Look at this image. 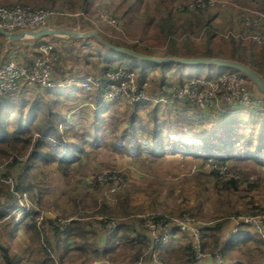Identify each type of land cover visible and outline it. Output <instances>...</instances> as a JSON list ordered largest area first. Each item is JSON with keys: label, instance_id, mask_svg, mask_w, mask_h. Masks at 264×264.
Returning <instances> with one entry per match:
<instances>
[{"label": "rangeland", "instance_id": "rangeland-1", "mask_svg": "<svg viewBox=\"0 0 264 264\" xmlns=\"http://www.w3.org/2000/svg\"><path fill=\"white\" fill-rule=\"evenodd\" d=\"M192 1L0 0V7L27 6L32 9L51 12L53 18H51L48 28L52 26L63 27V29L66 28L76 32L94 30L100 36L112 41V44H121L131 49L135 48L141 54H149L156 58L163 56L166 51L174 49L179 52L180 58H203L200 54L208 49L207 37L209 33H214L209 49L216 57L221 56L217 59L231 58L234 53H236L235 57L246 61L251 54H254L257 59L264 56V44H257L252 41L246 33L250 28H245L238 21L239 14L254 12L261 16L264 22V0H209L210 6L205 5L200 8L188 9ZM184 7L188 11L184 10ZM168 18L171 20L169 23V29L171 28L173 31L171 33H168L169 30L163 27L164 19ZM205 22L209 23V27L205 25ZM260 27L259 33L263 34L264 25ZM86 39L84 41L70 39L66 44L55 39L50 42V39H48L49 43L44 46L40 45L43 48L51 46L53 49L46 57L52 64V73L55 78L58 73L60 74V72H57V67L60 68L61 63L63 67L67 65L66 69L70 73L77 70L78 73L71 75L69 82L72 81L78 87L85 78L82 79V76H77V74L87 71L92 76L96 75L95 70L102 66L101 61L96 58L98 52L101 51V55L104 57L107 52L98 46L95 39L91 37ZM87 41L93 42L92 45L86 44ZM26 47L22 45L21 53L25 51ZM34 48L32 47L31 50L27 51L37 54L34 57L35 59L45 56L41 48ZM8 51L7 40L0 36L1 65L8 60ZM21 55L19 57L22 58L23 64L31 66L25 62V54ZM108 56L110 55L108 54ZM114 58L115 60L112 59L111 64H117L118 60L116 59H119L125 64L122 69H126V66L132 68L133 83L135 82V87L144 89L146 100L136 102L135 94L128 87L129 84L125 85L117 99L107 97L104 100L106 92H103L98 86H93V78H90V89L85 91L88 92L85 95V100L81 98L67 100L62 96H58L60 95L58 93L56 95L54 91L37 88L32 91L31 97H24V100H27L23 101L25 112L28 111L30 106L38 108V111L51 112L54 116L58 114L57 112H61L62 115H57L60 120L55 117L57 121L61 122L59 130L72 143L82 142L84 144L86 153L77 162L71 164L66 176L55 168L56 163L45 168L31 167L29 171L33 176L30 180L31 185H29L31 191L20 193L15 190L16 176L23 172L25 158L19 156L22 163L16 171L8 167L13 155H16L15 152L10 149L8 153H11V155L1 158L2 160L0 159V165H5L0 176V203L6 204L4 200L5 194H7V197H13L17 208L26 206L29 207L30 211L37 210L45 213L38 227H41L46 219L43 227H46L45 233L48 236V241L51 242V247L45 246L48 256L52 259L51 264H91L92 262L101 263L105 261L108 264H154L151 258L149 260V255L150 257L151 255L155 256L156 252H154L152 246L148 247L146 244L120 247L115 255L102 256L100 252L106 244L104 238L108 234L107 221L115 223V225L128 223V225H133L137 230L145 231V233L149 231L144 227V221L158 216L168 221L189 217L199 221L202 226L206 223L211 224L209 218L215 215L211 210L212 203L207 199L208 196L202 190V187L198 185L201 182L203 183L204 179H209L208 177L201 179L200 175L211 172V167L206 164L202 165L201 160L193 158L185 160L187 158L181 155L175 157L168 155L162 159L151 158L146 149H143L144 144H142L143 147L140 151L132 150L129 144L131 137H128V135L123 136L122 132L127 126L125 117L131 114L130 110L134 106H139L136 115L141 118L144 125V130L141 131L138 137L144 136L143 139L147 142L149 141L147 138L150 131L156 125H159V123L171 125L173 119L172 123H175V125L171 127L181 125L184 133L191 136L203 132L204 122L218 127L221 121H227L226 119L230 118L235 120V126L238 129L245 128L248 132H252L253 136L251 137L255 138L260 132H264V95L248 79H245L244 84L242 81L244 95L249 101L247 107L246 105H242L243 107L228 105L222 106L221 109L201 110L202 112H208L201 113L200 109L188 105V103L163 100L174 88L182 85L179 84L181 78L177 76L178 74L186 78L184 81L191 78L209 79L219 74L235 72L230 68L200 64H156L123 55L119 57L115 55ZM145 67H147L146 70L149 71V75H142L140 79L139 71ZM65 73L67 74V72ZM164 80L167 84L162 87ZM98 88L100 92H98ZM15 93L18 94V90ZM75 93L80 94V90H76ZM90 94L95 95L93 100L87 104V98ZM70 95L74 96V92H71ZM57 96L60 102L56 99ZM99 96L101 97L100 103L104 106L96 107L95 101ZM46 107L49 109L46 110ZM179 108L200 113H184L178 119V113L171 112ZM166 111L170 112L167 113ZM225 114L229 115V118H223ZM62 116H64L65 121L61 120L60 117ZM73 117L78 118V120L73 121ZM97 126L104 128V133L100 131L95 142H92L91 140L94 141L92 136L97 131ZM249 139V137L246 138V140ZM91 142L93 146H91ZM118 142L128 153L113 149V144H118ZM226 171L225 167L224 173ZM257 171L264 177V168H259ZM110 174L116 175L117 180L107 182L98 180L100 176L108 177ZM253 178L254 176L251 177V179ZM111 189L115 190L111 191ZM124 190L128 194L129 208L127 210L129 217L107 219V216L98 212L102 204L113 206L117 195ZM38 197H42L41 202H43V205L39 204ZM200 204L202 206L198 211L197 207ZM24 210L26 209L20 207V209L12 211L11 214L0 220V242L8 248L10 256H20V264H39L47 255L41 250L40 244L38 245L37 242L32 240L33 233L21 227L17 230L15 237L11 239L8 223L3 222L11 219L12 216H14L15 221H19ZM184 210L193 212V215L181 214ZM257 216L260 217L261 222L259 231L255 230L258 231L257 236L264 241L263 211L254 215L242 213L238 218L231 217L230 220L224 223L221 233H219V241L224 238L228 231L236 229L235 227L241 219ZM65 220L91 223V228L87 235L86 242H88V245H85L86 242L71 240L72 246L67 256L60 261L59 257L62 252L54 248L55 239L52 231L47 227H50L49 221L53 222V225H59ZM101 222L105 223V228H102ZM129 236L133 237V234L129 233ZM40 241H42V233ZM110 242L111 240H108V244ZM184 243L186 242L182 244ZM252 247L254 245H251ZM83 248H86L87 251L84 252ZM261 249L264 250V247ZM97 250L98 252L95 253ZM177 253L178 251L174 252L171 257H174ZM254 255L258 256L259 253L254 252ZM182 259L181 261L175 260V263L182 264L185 258ZM226 259L227 264H232L239 259L243 264H248L246 258L238 252H233L230 258L226 257ZM209 261L211 262V259H206L204 263H209ZM254 261L257 262L258 257ZM213 262L219 264L215 258H213ZM0 264H5L1 256ZM47 264L50 263L47 262ZM257 264H264V262H257Z\"/></svg>", "mask_w": 264, "mask_h": 264}, {"label": "trees", "instance_id": "trees-1", "mask_svg": "<svg viewBox=\"0 0 264 264\" xmlns=\"http://www.w3.org/2000/svg\"><path fill=\"white\" fill-rule=\"evenodd\" d=\"M184 10L188 11L185 7ZM170 21L169 18L164 19L163 27L169 30L168 33L173 32L171 28L169 29ZM205 25L209 27L208 22H205ZM213 37L214 33H209L207 37L208 49L206 52L200 54L203 58L216 57L209 49ZM81 40L84 41L87 39L83 38ZM106 40L112 43L109 39ZM97 44L107 52V55L104 57L101 55V51H99L96 57L98 61H101L102 71L106 72L108 70H117L124 67L125 64L121 60L116 59L118 60L117 64H111V60L115 55L118 57L126 55L107 49L98 42ZM116 45L124 47V45L121 44ZM132 50L139 52L135 48ZM108 54L110 56H108ZM235 54L236 53H234V55L232 54L229 59L247 65L256 72L264 82V56L257 59L254 54H251L250 58L246 61L235 57ZM161 57L180 58L181 56H179V52L174 49L166 51ZM126 67V70L132 71V68L129 66ZM146 68L147 67L139 71L140 79L142 75H145L144 71ZM140 79L139 82L141 83ZM36 88L40 87L36 86ZM98 92H100V90H98ZM5 98H7L5 105L1 104L2 101H0V159L11 155V153H8L11 149L16 155H13L8 167L16 171L18 166L22 163L19 156L25 158L23 172L16 176L17 184L15 190L20 193L31 191L29 185H31L30 180L33 176L29 171L30 168L34 166L45 168L50 164L56 163L55 168L66 176L68 173L67 170L71 164L77 162L81 156L86 153L84 144L82 142L72 143L65 138L63 132L59 130L61 122L55 119L57 115L54 116L51 112L38 111V108H34L33 106H30L28 111L25 112L23 104L20 105L19 102L12 101V99H8V97ZM100 98L99 96L96 99V105L99 104ZM138 108V105L134 106V108L130 110L131 114L125 117L127 126L122 132L123 136L128 135V137H131L129 144L132 150L138 152L141 147L145 146L143 149H146L151 158L162 159L168 155L170 157L181 155L186 158L201 160L202 165L206 164L212 169L208 174L200 175L201 179L203 177H208L209 179H204L203 183L201 182L198 184L207 194V199L212 203L211 210H213L215 214L213 217L209 218L211 224L206 223L201 227V244L205 256L201 260H195L191 253V241L188 235L181 234L186 243L179 247L177 250L178 253L174 257H171L174 251L171 250L169 246L171 239L167 243L156 245L153 248L156 252L157 260L154 264H176L175 260L178 259L181 261L183 260L182 258H185L182 264H215L213 262L214 253H221L227 264L226 257L230 258L233 252H238L242 257H245L248 264L264 262V250L261 249L264 247V241L257 236V231H253L248 225L244 224L242 220L239 221V224L235 227L236 233H233L232 229L228 237L224 236V238L219 241V233H221L224 223L230 220L231 217L238 218L242 213L254 215L262 211L264 212V177L257 171L259 168H264V132H260L255 138L251 137L253 136L252 132H248L245 128L238 129V127L235 126V120H227L223 116L227 121H221L218 127L204 122L203 132L193 136L186 135L181 125H177L171 129L156 125L155 128L150 131V135L147 138L149 141L147 142L143 139L144 136L138 137L141 131L144 130L143 121L136 115ZM48 109L49 108L46 107V110ZM219 115L221 114L219 113ZM61 120L65 121L62 118ZM247 137L250 139L246 140ZM142 144L144 145L142 146ZM91 146H93V143ZM113 147L116 151L128 153V151L122 148L119 142L118 144H113ZM135 155H137V153H135ZM222 167H226L227 169L225 175L219 173ZM252 176H254L253 179H251ZM39 194L42 195L44 193ZM196 196L200 197L199 195ZM127 200L128 194L126 190H124L117 195L113 206L102 204L98 212L107 216V219L129 217L127 210L129 204ZM4 201H6V204L3 205L1 204L2 202L0 203V220H3L5 216L11 214L12 211H15L17 208L13 197H7V194H5ZM41 201L42 197H38L39 204L43 205ZM82 202L84 204V199ZM201 206L202 204L198 205V211L201 209ZM184 213L193 215V212H188L187 210H184L181 214ZM33 215L36 216L37 213L34 212ZM28 216L29 214L23 215L19 221H15L14 216L9 220L3 221L4 223H8L10 229L9 236L11 239L14 238L17 230L21 227L26 231L32 232V240L37 242L38 245L40 244L41 250L47 255L39 264H47V262L51 264L52 259L48 256L46 249V246L49 248L51 247V242L48 241V236L45 233L46 227H43L46 219L43 221L41 227H38L35 224H29V222H27ZM161 218L162 217L158 216L155 219ZM100 224H102V228H105L104 222ZM90 225L91 223L77 220H71L65 225L62 223L53 225V222L49 221L50 227L47 228L52 231L54 236V248L62 252L59 257L60 261L64 260L67 256L72 246L71 240H79L82 243L87 241V235L91 228ZM141 231L134 228L133 225H128V223H118L117 228L112 234H106V238H104L106 244L100 253L102 256L115 255L119 246L121 245V247H124L126 244L131 247L140 244H146V246L151 247L152 235L150 231H147L148 233ZM41 233L42 241H40ZM129 233L133 234V237H130ZM175 233L176 232H173L172 235ZM117 238L121 241L118 242ZM108 240H111L110 244H108ZM85 245H88V242H86ZM251 245H254V247L251 248ZM82 250L84 252L87 251L86 248ZM97 252L98 250L95 251V253ZM254 252H258L259 255H254ZM0 256L5 264H20V256H10L8 248L2 245L1 242ZM257 257L258 261L255 262L254 259ZM149 258L154 262L152 255L151 257L149 255ZM206 259H211V262L204 263ZM232 264L243 263L239 259Z\"/></svg>", "mask_w": 264, "mask_h": 264}, {"label": "built area", "instance_id": "built-area-1", "mask_svg": "<svg viewBox=\"0 0 264 264\" xmlns=\"http://www.w3.org/2000/svg\"><path fill=\"white\" fill-rule=\"evenodd\" d=\"M205 5L210 6L209 0H193L188 9L200 8ZM239 22L245 28H250L248 33L249 38L257 44H264V33L261 34V25H264L261 16L256 13L244 12L239 14ZM53 18V13L45 12L40 9H32L27 6H15L13 8L0 7V27L7 32L20 31H35L41 28H48V24ZM112 21V20H111ZM110 22V21H109ZM44 46V45H43ZM43 57L35 59L31 66L23 64L15 59H8L0 64V98L15 93L21 85H36L43 89H50L53 87L52 81V64L47 59L46 55L53 51L51 46H41ZM237 73V74H236ZM246 77L238 72H228L215 76L209 79L191 78L182 83L178 88H174L167 97L163 100H176L188 103L197 107L200 110H209L212 108L221 109L222 106H239L249 104L248 98L244 95V84ZM128 85L135 94V101L142 102L146 100L144 89L135 87L133 83L132 71L119 68L117 70H108L104 72L100 78L94 81L93 86H98L103 92H106L105 98H118L121 95L122 89ZM242 86V87H241ZM80 87L88 91L91 87L90 79L81 81ZM5 165H0V176ZM219 173L225 175L224 168H220ZM100 182L116 181V175L110 174L108 177L100 176ZM115 189H111L114 191ZM23 207V215L29 214V224L39 226L45 215L43 211H30L29 207ZM20 207H18L20 209ZM25 207V208H24ZM16 208V210L18 209ZM36 212L37 215H33ZM22 215V216H23ZM157 217L148 218L144 221V227L150 231L152 235V248L156 245L167 243L172 233H180L188 235L191 241V253L195 260H201L205 254L202 250L201 244V226L202 224L196 219L189 217H182L173 220H165L164 218L155 219ZM244 224L248 225L253 231H259V224L261 219L259 216L255 218L241 219ZM70 220H65L62 224L69 223ZM108 233L112 234L117 228L115 223L107 221ZM257 231V232H258ZM236 233V229H233ZM214 258L217 263L225 264L221 253H214ZM91 264H108L107 261Z\"/></svg>", "mask_w": 264, "mask_h": 264}, {"label": "crops", "instance_id": "crops-1", "mask_svg": "<svg viewBox=\"0 0 264 264\" xmlns=\"http://www.w3.org/2000/svg\"><path fill=\"white\" fill-rule=\"evenodd\" d=\"M233 19V18H232ZM49 28H63V27H54V26H52V27H49ZM66 29V28H65ZM48 39H50V42H51V40H58L59 42H61V43H63V44H66L67 42H69V40L68 39H60V38H55V37H50V36H47V37H42V38H40V39H38V40H35V41H33V39H22V40H19V41H16V42H12V41H8L7 40V43H8V46H9V51H8V55L7 56H9V58L8 59H10V58H12L13 59V57H14V59H16L17 61H19V62H21V63H23L22 62V58H20L19 57V55L20 56H22L21 54H25L24 56H25V62H27L29 65H32V63H33V61H34V57H36L37 56V54H32V53H30V52H28L27 50H31V48L32 47H35L34 49H38V48H40V45H46L47 43H49V41H48ZM6 40V39H5ZM72 40V39H71ZM76 41V40H75ZM89 41H87L86 42V44H88L89 46H91L92 45V43L93 42H89ZM22 45H25V46H27L26 47V49H25V51L23 52V53H21V48H22ZM85 45V44H84ZM19 48V49H18ZM14 55V56H13ZM30 57V58H29ZM114 59V58H113ZM229 59V58H228ZM30 61V62H29ZM95 67H96V65H95ZM62 70H61V69ZM60 68L59 67H57V72H60V74L58 73V76L55 78L54 77V75H53V73H52V81H53V87L52 88H50V89H43V88H37V89H40V90H50V91H54V92H56L55 94L56 95H58V94H60V95H58V96H62V98H65V99H71V98H73V99H75V98H77V99H79V98H81L82 100L84 99H86V96L85 95H87L88 94V92H85V90L84 89H82L81 87H78V86H76L74 83H72V81L71 82H69V78H70V76L71 75H73L74 73H78L77 72V70H74V71H72L71 73L66 69L67 68V65H64V67L62 66V63H61V65H60ZM97 69H98V71H100V72H98L97 71ZM96 70H95V73H96V75H94V76H92L89 72H87V71H84V72H81V74H77V76H82V79H90V78H93L94 79V81H96V80H98L99 78H100V76L104 73V71H102V69L101 68H97ZM63 71V73H61V71ZM157 70H159L158 68H157ZM99 73H97V72ZM64 72H67V74L65 73L64 74ZM171 72V74H173V72L172 71H170ZM84 73V74H83ZM94 73V72H93ZM149 73V71H147V70H145L144 71V74H145V76H147V75H149L148 74ZM68 74H69V76H68ZM101 74V75H100ZM155 74H157V73H155ZM75 75V74H74ZM100 75V76H99ZM177 76H179L180 78V80H179V84L180 83H182L186 78H184V77H181V75L180 74H178ZM73 78V77H72ZM75 78V77H74ZM81 79V80H82ZM163 83H164V85L162 86V87H164L166 84H167V82H166V80H164L163 81ZM20 89V90H19ZM19 89H18V94L16 93V94H10V95H8V96H5V97H8V99H12V101L14 100L15 102H19V104L20 105H22V104H24L23 103V101L25 102V101H27V100H24L25 98L24 97H31L32 96V91L33 90H35L36 89V85H25V86H23V85H21L20 87H19ZM76 90H80V94L79 93H75V91ZM98 90H99V88H98ZM22 94H21V93ZM71 92H74V96L73 95H70V93ZM58 93V94H57ZM23 95H25V96H23ZM95 94H90V98L88 97L87 98V101H88V103L87 104H89V102L90 101H92L93 100V96H94ZM58 96H57V100L59 99L58 98ZM83 96V97H82ZM0 98V99H2V100H0V101H2L1 102V104H3V105H5V102L7 101V98ZM29 101V100H28ZM86 101V102H87ZM101 101V100H100ZM57 102V101H56ZM58 102H60L59 100H58ZM0 104V105H1ZM100 106H104L102 103H100L99 102V104H97L96 105V107H100ZM96 107H94V108H96ZM105 107H106V105H105ZM167 113H169L170 111H166ZM57 113H59V112H57ZM138 113V112H137ZM171 113H178L177 115H179L178 116V119H179V117H181L182 116V114H184V113H198V112H195L194 110H189V109H178V110H176V111H172ZM201 113H208V112H201ZM57 115H62V113L60 112L59 114H57ZM68 116H69V114H68ZM99 116H100V114H99ZM57 117V116H56ZM174 117V116H173ZM224 117L225 118H229V115H224ZM60 118H62V119H64V116L63 117H60ZM101 118V117H100ZM157 118V117H156ZM176 118V117H175ZM98 119V118H97ZM231 119V118H230ZM65 120V119H64ZM78 120V118H76V117H73V121H77ZM227 120H229V119H227ZM174 121V119L172 120V122ZM170 123L171 125H166L165 123H159V125L160 126H162L163 128H168V129H171V128H173V127H171V126H173V125H175V123ZM96 129H97V131L94 133V135L92 136L93 138H94V141L93 140H91L92 142H95V139L99 136V133H100V131L101 132H103L104 133V131H103V129L101 128V127H96ZM95 144V143H94ZM97 145V144H96ZM99 147V146H98ZM191 158H187V159H185V160H190ZM134 228H136V227H134ZM137 229V228H136ZM229 233H230V231H228L226 234H225V237H228L229 236ZM117 237H119V236H117ZM117 241L118 242H120L121 240L119 239V238H117ZM183 242H185V240H184V237L180 234V233H178V234H173L172 235V237H171V242H170V247H171V250H173L174 252H176L178 249H179V247H181V246H183L184 244H182ZM126 246H129V245H127L126 244ZM120 247H121V245L119 246V248L116 250V252L120 249ZM155 252V251H154ZM153 256V255H152ZM153 259H154V263L155 262H157V260H156V254H155V256H153ZM149 260H150V258H149Z\"/></svg>", "mask_w": 264, "mask_h": 264}, {"label": "water", "instance_id": "water-1", "mask_svg": "<svg viewBox=\"0 0 264 264\" xmlns=\"http://www.w3.org/2000/svg\"><path fill=\"white\" fill-rule=\"evenodd\" d=\"M0 36L8 41L16 42L22 39H33L38 40L42 37H55L61 39H83L91 37L95 39L96 42L103 45L107 49L113 50L116 53L124 54L128 57L142 60L149 63L156 64H178V65H212L217 67L230 68L236 72L244 75L249 81H251L255 87L264 94V82L259 77V75L254 72L247 65L236 62L230 59H217V58H176V57H152L149 55L141 54L139 52L133 51L132 49L121 47L108 42L106 39L101 37L97 31L91 30L87 32H76L70 31L63 28H41L35 31H20V32H7L0 27Z\"/></svg>", "mask_w": 264, "mask_h": 264}]
</instances>
